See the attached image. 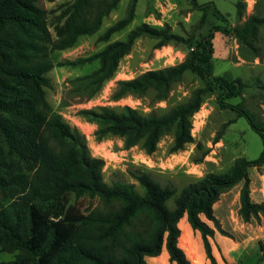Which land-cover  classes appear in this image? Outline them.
<instances>
[{
    "label": "trees",
    "instance_id": "1",
    "mask_svg": "<svg viewBox=\"0 0 264 264\" xmlns=\"http://www.w3.org/2000/svg\"><path fill=\"white\" fill-rule=\"evenodd\" d=\"M191 1L203 12L201 23L212 8L224 25L213 26L195 43L192 37L173 33L168 25L155 28L148 24L136 27L124 40L109 42L133 21L138 0H132L126 16L99 37L109 43L83 61L99 63L88 76L94 86L92 98L114 78L121 60L141 37L156 40V49L190 45L181 63L118 81L113 99L154 92L156 100H167L173 85L188 72L204 85L187 101L162 114L144 115L130 106L119 111L101 107L83 114L98 124L99 140L118 136L124 139L126 149L140 145L153 154L161 139L172 133L171 152L176 153L194 143L193 117L204 98L218 89L220 106L244 117L261 137L263 149L257 159L240 157L225 172L208 173L179 193L140 170L135 175L143 190L140 194L134 184L109 185L104 181V160L91 155L85 136L53 113L46 97V89L51 87L48 74L54 68L50 54L73 47L82 36L96 34L120 0H74L62 12L64 24L56 40L40 0H0V250L17 252L15 260L0 264H147L148 258L158 257H169L170 264H193L179 245L183 236L179 222L185 217L193 231L201 234L206 255L215 263L209 238L216 230L229 236L215 215L224 193L242 185L239 216L245 223L264 217V203L252 201L250 187L251 170L264 166V119L243 102H229L243 97L248 83L214 74L215 50H221L220 35H215L234 36L242 44L258 35L264 16L250 15L245 23L233 27L214 2ZM236 7L243 17L245 0H237ZM260 87L264 94V85ZM207 153L196 162L201 163ZM69 194L98 200L100 206L87 214L66 208L62 201ZM171 200L173 207L168 205ZM164 248L168 255L162 253ZM261 258L264 245L259 242Z\"/></svg>",
    "mask_w": 264,
    "mask_h": 264
},
{
    "label": "rangeland",
    "instance_id": "2",
    "mask_svg": "<svg viewBox=\"0 0 264 264\" xmlns=\"http://www.w3.org/2000/svg\"><path fill=\"white\" fill-rule=\"evenodd\" d=\"M74 0H40L39 5L48 12V27L53 39L58 38V29L64 24L62 12ZM132 0H120L118 6L103 19L100 30L92 36H82L76 44L65 50H56L50 54L54 64L48 74L51 87L46 89V97L52 112L59 114L73 128H77L86 138L92 156L104 160L103 179L109 185L114 183L134 184L138 193L142 194L135 175L142 170L164 186L175 188L178 193L188 184L203 178L208 173H222L228 170L236 159L245 157L255 160L263 149L261 137L253 131L244 117H237L230 109L222 108L218 102L220 90L208 94L204 98L201 110L193 117L192 135L194 143L183 150L172 153L174 136H164L158 144L156 152L147 154L140 145L126 149L124 139L107 135L99 140L98 124L91 121L84 111L98 110L107 107L121 110L130 106L141 114L156 112L162 114L177 104L188 100L192 92L204 85L195 74L186 73L180 82L173 85L167 100L158 101L154 92L139 97L127 95L116 101L113 99L117 82L131 80L150 70H158L181 63L190 51V45L170 44L156 49V40L149 37L138 39L131 51L118 67L114 78L104 84L102 89L92 98L94 86L88 78L99 68L98 61L85 62L100 52L109 43L124 40L128 34L140 26L148 24L155 28L170 26L173 33L185 38L192 37L193 42L206 36L216 25H224L217 19L210 8L203 23V12L195 9L191 0H138L133 21L122 31L115 33L109 42H101L99 37L118 20L123 19ZM214 2L216 7L235 27L245 23L253 14L264 16V0H245L246 11L243 17L237 13V0H198L199 4ZM221 50H215L214 65L216 76H224L230 80L242 79L249 84L245 95L229 100L231 104L240 102L255 112L259 119H264V27L259 28L258 35L250 36L247 42H239L234 36L220 33ZM193 46H195L193 44ZM237 119L236 122H229ZM220 136L218 142L215 139ZM205 152H208L201 163ZM251 199L255 203H264V166L251 170ZM242 185L233 187L224 193L215 207V215L219 219L224 236L218 230L209 238L215 263L206 255L203 239L199 232L189 235L184 224L182 240L179 245L193 264H264V258L258 259L259 242L264 245V217L245 223L239 216L240 190ZM66 208L74 207L87 214L100 206L98 200L88 197L76 198L69 194L63 199ZM168 205L173 207L171 200ZM214 228V224L208 222ZM165 255H168L164 248ZM15 253L0 250V262H11ZM246 256V258L244 257ZM249 257V258H248ZM147 264H170L169 257L148 258Z\"/></svg>",
    "mask_w": 264,
    "mask_h": 264
},
{
    "label": "crops",
    "instance_id": "3",
    "mask_svg": "<svg viewBox=\"0 0 264 264\" xmlns=\"http://www.w3.org/2000/svg\"><path fill=\"white\" fill-rule=\"evenodd\" d=\"M181 224H184V228H185V230H186V232L189 234V235H192L193 233H195L194 231H193V229L191 228V226L188 224V222H187V218L185 217V218H183L180 222H179V226L181 225ZM181 229V228H180ZM182 229H181V233H182ZM162 253H164V251L162 252Z\"/></svg>",
    "mask_w": 264,
    "mask_h": 264
}]
</instances>
